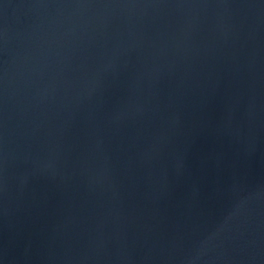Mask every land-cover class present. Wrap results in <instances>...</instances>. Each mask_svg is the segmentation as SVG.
I'll use <instances>...</instances> for the list:
<instances>
[{"label":"water","instance_id":"95a60500","mask_svg":"<svg viewBox=\"0 0 264 264\" xmlns=\"http://www.w3.org/2000/svg\"><path fill=\"white\" fill-rule=\"evenodd\" d=\"M0 264H264V0H0Z\"/></svg>","mask_w":264,"mask_h":264}]
</instances>
